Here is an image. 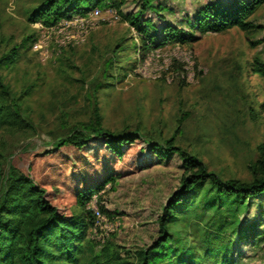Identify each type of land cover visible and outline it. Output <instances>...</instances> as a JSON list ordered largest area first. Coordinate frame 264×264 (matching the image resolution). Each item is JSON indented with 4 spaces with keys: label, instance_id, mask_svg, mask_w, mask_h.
<instances>
[{
    "label": "rangeland",
    "instance_id": "rangeland-1",
    "mask_svg": "<svg viewBox=\"0 0 264 264\" xmlns=\"http://www.w3.org/2000/svg\"><path fill=\"white\" fill-rule=\"evenodd\" d=\"M39 1L0 0V55L27 36L36 40L16 68L4 71L15 92L35 88L24 105L30 129L3 136L9 162L19 158L23 167L36 162V174L52 189L54 175H41L44 160L40 153L65 135L61 129L64 115H70L71 125L89 121L91 103L86 93L101 79L105 60L120 45L127 49L120 56L126 70L111 82L113 87L100 93L98 101L105 127L117 132L140 125L159 139L173 137L180 127L177 146L202 160L211 172L223 179L251 180L250 165L264 145V82L246 63L257 56L264 61V42L253 45L264 39V7L251 18L257 27L253 36L238 29L198 34L194 44H172L140 57L137 51L141 48L133 46L139 45V33L115 10L100 11L98 16L95 11L83 18L84 25L78 17L46 29L28 20ZM125 1L124 16L142 10L143 0ZM227 1L156 0L167 8L162 13L164 23L150 12L142 19L153 21L158 28L169 25L188 31L187 19H194L209 4ZM110 75L116 76L115 72ZM253 110L259 115L258 122L250 114ZM185 172L181 158L170 156L148 170L121 177L113 189L108 186L89 205L98 219L92 239L101 244L110 241L124 255L145 249L158 236V218ZM57 203L69 210L75 207L76 198L65 195ZM101 206L110 217L101 214ZM227 211L219 210L216 215L215 230L224 232L216 235L203 228L195 245L200 243L203 250L218 255L224 244L234 240L231 256L237 264H264V196L236 215ZM224 223L231 226L224 228ZM252 225L259 236L237 241L236 234L242 228L251 234Z\"/></svg>",
    "mask_w": 264,
    "mask_h": 264
},
{
    "label": "trees",
    "instance_id": "trees-1",
    "mask_svg": "<svg viewBox=\"0 0 264 264\" xmlns=\"http://www.w3.org/2000/svg\"><path fill=\"white\" fill-rule=\"evenodd\" d=\"M125 3V0H40L28 13V20L51 29L78 17L87 18L95 11L115 10L139 33V45L133 46L141 48L137 51L141 57L172 44H194L199 41L198 34H224L238 29L253 36L257 27L251 18L264 7V0L209 4L194 19H187V31L169 25L158 28L151 20L145 22L142 16L147 12L163 21L162 13L167 8L156 4V0H143L142 10L128 16L122 12ZM35 41V36H27L0 55V264H237L231 256L234 240L224 244L215 255L203 250L200 243L195 245L194 239L201 237L203 228L216 235L224 232L222 228L215 230L219 210L228 209L227 212L236 215L264 196V145L258 148L257 161L250 165V181L223 179L198 157L177 146L180 127L173 137L163 139L144 132L140 125L117 132L107 129L99 96L113 87L111 82L126 70L120 60L127 51L125 46L115 47L119 50L105 60L101 79H96L86 93L91 103L89 121L71 125L70 115H64L66 120L61 129L65 135L56 138L48 151L40 153L44 160L41 175H54L51 190L36 174V162L23 167L19 158L8 161L3 136L30 129L24 105L35 88L15 92L4 71L16 68ZM263 42L264 39L253 45ZM246 67L264 82V61L259 56L246 63ZM112 72L116 76H111ZM250 114L255 122L259 121L257 112L253 110ZM170 156H179L186 172L179 189L162 209L156 239L145 249L125 255L110 241L101 244L92 239L98 220L89 208L93 198L108 186L115 188L121 177L148 170ZM69 194L76 198V205L66 210L57 201ZM100 211L111 216L103 206ZM229 225L224 223L223 227ZM249 229L251 234L242 228L236 234L237 241L259 236L255 225Z\"/></svg>",
    "mask_w": 264,
    "mask_h": 264
},
{
    "label": "built area",
    "instance_id": "built-area-1",
    "mask_svg": "<svg viewBox=\"0 0 264 264\" xmlns=\"http://www.w3.org/2000/svg\"><path fill=\"white\" fill-rule=\"evenodd\" d=\"M99 13H100V11H96L94 14L98 16V15H99ZM84 20H85V19H83V18H82V19H81V20H79L78 22H80V23H81V25H84V24H85V21H84ZM78 22H77V23H78Z\"/></svg>",
    "mask_w": 264,
    "mask_h": 264
}]
</instances>
